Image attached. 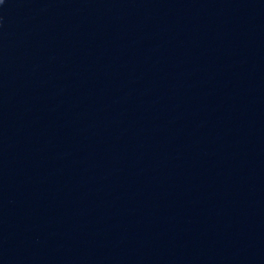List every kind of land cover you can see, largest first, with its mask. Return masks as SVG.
Wrapping results in <instances>:
<instances>
[{
  "label": "water",
  "instance_id": "water-1",
  "mask_svg": "<svg viewBox=\"0 0 264 264\" xmlns=\"http://www.w3.org/2000/svg\"><path fill=\"white\" fill-rule=\"evenodd\" d=\"M0 264H264V0H6Z\"/></svg>",
  "mask_w": 264,
  "mask_h": 264
},
{
  "label": "clouds",
  "instance_id": "clouds-1",
  "mask_svg": "<svg viewBox=\"0 0 264 264\" xmlns=\"http://www.w3.org/2000/svg\"><path fill=\"white\" fill-rule=\"evenodd\" d=\"M5 4V0H0V5H4Z\"/></svg>",
  "mask_w": 264,
  "mask_h": 264
},
{
  "label": "snow or ice",
  "instance_id": "snow-or-ice-1",
  "mask_svg": "<svg viewBox=\"0 0 264 264\" xmlns=\"http://www.w3.org/2000/svg\"><path fill=\"white\" fill-rule=\"evenodd\" d=\"M5 3H6V0H5ZM0 6H3V5H0Z\"/></svg>",
  "mask_w": 264,
  "mask_h": 264
}]
</instances>
